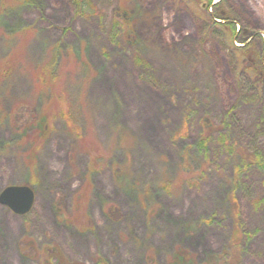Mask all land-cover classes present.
<instances>
[{
    "label": "rangeland",
    "instance_id": "obj_1",
    "mask_svg": "<svg viewBox=\"0 0 264 264\" xmlns=\"http://www.w3.org/2000/svg\"><path fill=\"white\" fill-rule=\"evenodd\" d=\"M90 1L81 13L75 0H30L0 18V59L20 45L16 25L31 31L0 82V191L27 182L36 196L24 214L0 202V264H169L175 250L225 264L236 157L219 138L264 153V0ZM56 46L74 124L51 114L34 143L14 112L47 104L34 71ZM203 121L215 124L205 152ZM188 158L209 161L195 186L175 182ZM242 180L252 235L239 264H264V170Z\"/></svg>",
    "mask_w": 264,
    "mask_h": 264
},
{
    "label": "trees",
    "instance_id": "obj_2",
    "mask_svg": "<svg viewBox=\"0 0 264 264\" xmlns=\"http://www.w3.org/2000/svg\"><path fill=\"white\" fill-rule=\"evenodd\" d=\"M28 2H30V0H9V2H7L4 6L1 5L0 18H2L3 15L10 13V11H13L18 7V5ZM75 2L77 10L81 11V13H85L83 11L87 5L92 6L90 0H75ZM92 9L96 11L95 6H92ZM120 15L121 18H118L117 23L123 24L124 27H127L124 32L129 35V33H131V17L126 9H123L120 12ZM13 32L20 36V45L16 46V48L13 49L14 51L12 50L14 54H10L9 56L7 55L6 58L4 57L3 59H0V82L11 75L15 67L14 65H16L17 62V55L20 53L19 51H21L19 48H21L22 45H25L31 36L30 29L28 26L23 24L16 25ZM68 51V54L65 55V60H80L81 56L77 51L73 48H69ZM52 53L53 57L50 58L51 60H44L34 71V77L38 86L50 92V98L46 101L47 104L41 111H37L30 107L26 108L23 103L20 105L21 108L18 110L16 109L14 112V119L17 125L15 128L23 138H26L27 141H33L34 143H37L36 141H38L39 138L46 136V129L49 128L51 114L62 116L70 124H74L73 118L69 115V107H65L66 103L64 102H66V100L63 96L65 93H63L64 91L61 86L62 71L65 69V63L63 65L61 59L63 51L60 50L59 46H56ZM141 61L142 60L139 58L137 59V62ZM260 69V72L264 74V67L262 66ZM52 104L54 105V110L49 107ZM214 127L215 124L213 122L203 121V132L197 142V147L203 152L208 151V145L211 140V132ZM28 128H31V132L27 131ZM226 137L223 136L219 138V140L222 142L221 144L225 145V148L230 154L235 155L236 161L231 177V181L233 182L232 188L228 195L230 203L228 215L231 219L232 225L226 246L224 247L220 257H222V262L225 264H239L247 247L246 241L249 237H251L252 231L246 229L245 221L242 217L241 206L236 193L237 190L244 185L242 177L247 174L250 168L260 167L264 170V153L259 150L257 145L253 144V142L250 145L243 146L236 141L226 142ZM208 162L209 161H207V163L201 162L196 165L191 159H185L181 165L177 179L174 181L178 182L183 180V182H186L187 184L194 186L198 185L200 180L205 177L208 169ZM174 181H164L162 185L165 189L170 190L174 186ZM260 202L261 200H258L256 204L258 205ZM168 262L169 264H200L188 253H182L178 250H175L174 253H172ZM59 264H61V262H59Z\"/></svg>",
    "mask_w": 264,
    "mask_h": 264
},
{
    "label": "water",
    "instance_id": "obj_3",
    "mask_svg": "<svg viewBox=\"0 0 264 264\" xmlns=\"http://www.w3.org/2000/svg\"><path fill=\"white\" fill-rule=\"evenodd\" d=\"M35 197L33 186L27 183H11L0 191V202L19 214H24L32 208Z\"/></svg>",
    "mask_w": 264,
    "mask_h": 264
}]
</instances>
